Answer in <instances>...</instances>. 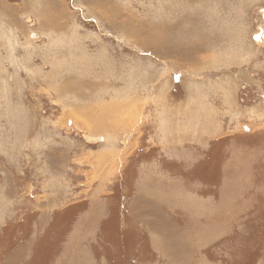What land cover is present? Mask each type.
I'll return each mask as SVG.
<instances>
[{
	"label": "rangeland",
	"instance_id": "rangeland-1",
	"mask_svg": "<svg viewBox=\"0 0 264 264\" xmlns=\"http://www.w3.org/2000/svg\"><path fill=\"white\" fill-rule=\"evenodd\" d=\"M260 28L264 0H0V264H264Z\"/></svg>",
	"mask_w": 264,
	"mask_h": 264
},
{
	"label": "water",
	"instance_id": "water-1",
	"mask_svg": "<svg viewBox=\"0 0 264 264\" xmlns=\"http://www.w3.org/2000/svg\"><path fill=\"white\" fill-rule=\"evenodd\" d=\"M263 34H264V33H257V35H255V36L253 37V39H254L255 41L259 42V41L261 40L260 37H262ZM179 79H180L179 76H175V80H176V82H179ZM86 138L89 139V140H91L89 136H86ZM93 140H96V141H102L103 138H93Z\"/></svg>",
	"mask_w": 264,
	"mask_h": 264
},
{
	"label": "bare ground",
	"instance_id": "bare-ground-1",
	"mask_svg": "<svg viewBox=\"0 0 264 264\" xmlns=\"http://www.w3.org/2000/svg\"><path fill=\"white\" fill-rule=\"evenodd\" d=\"M191 31H192V29H191ZM259 31H260L259 33H264V31H263L262 28H260ZM194 32H195V31H194ZM256 35H257V34H256ZM254 36H255V35H254ZM191 37H192V36H191ZM260 39H261V40L259 41V43L262 42V39H264V34H263L262 37H260ZM156 42H157V41H156ZM190 44H191V43H190ZM191 50L193 51V53H194V52L198 53V52H201L202 48L200 49V48H198V47L195 46V47H192V48L190 49V51H191ZM186 54L192 55L191 52H190V53H186ZM175 81H176V80H175Z\"/></svg>",
	"mask_w": 264,
	"mask_h": 264
},
{
	"label": "crops",
	"instance_id": "crops-1",
	"mask_svg": "<svg viewBox=\"0 0 264 264\" xmlns=\"http://www.w3.org/2000/svg\"><path fill=\"white\" fill-rule=\"evenodd\" d=\"M235 87H237V84H236V86ZM236 92V91H235ZM230 97H229V99L230 100H232V99H234L233 97H232V95H229ZM225 101V100H224ZM211 120V119H210ZM211 130H212V128H211Z\"/></svg>",
	"mask_w": 264,
	"mask_h": 264
}]
</instances>
